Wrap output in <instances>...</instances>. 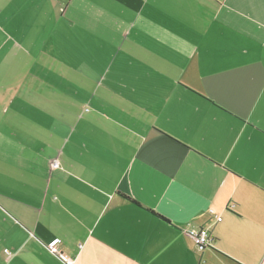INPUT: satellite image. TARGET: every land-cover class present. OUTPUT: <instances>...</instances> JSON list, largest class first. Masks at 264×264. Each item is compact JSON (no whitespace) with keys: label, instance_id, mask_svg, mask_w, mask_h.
<instances>
[{"label":"crops","instance_id":"crops-1","mask_svg":"<svg viewBox=\"0 0 264 264\" xmlns=\"http://www.w3.org/2000/svg\"><path fill=\"white\" fill-rule=\"evenodd\" d=\"M53 245L264 264V0H0V264Z\"/></svg>","mask_w":264,"mask_h":264},{"label":"built area","instance_id":"built-area-1","mask_svg":"<svg viewBox=\"0 0 264 264\" xmlns=\"http://www.w3.org/2000/svg\"><path fill=\"white\" fill-rule=\"evenodd\" d=\"M217 221L220 222L221 218H218ZM185 233L193 240L199 252H203L204 250L212 247L214 240L209 228H192L186 230ZM50 252L57 255L62 262L70 264V260L58 250L57 245L51 246ZM5 254L8 256V258H10L11 253L8 250L5 251Z\"/></svg>","mask_w":264,"mask_h":264},{"label":"trees","instance_id":"trees-1","mask_svg":"<svg viewBox=\"0 0 264 264\" xmlns=\"http://www.w3.org/2000/svg\"><path fill=\"white\" fill-rule=\"evenodd\" d=\"M129 199V198H128ZM159 218H161L162 220H165L163 217H160V216H158Z\"/></svg>","mask_w":264,"mask_h":264}]
</instances>
